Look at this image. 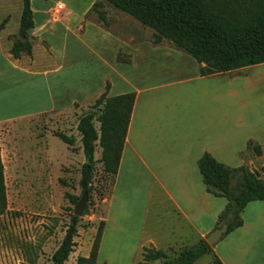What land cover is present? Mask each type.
<instances>
[{
	"label": "crops",
	"instance_id": "1",
	"mask_svg": "<svg viewBox=\"0 0 264 264\" xmlns=\"http://www.w3.org/2000/svg\"><path fill=\"white\" fill-rule=\"evenodd\" d=\"M30 1L34 20L31 35L35 38V44L31 57L23 56L14 60L9 50L11 38L18 34L22 1L0 0V10L8 3L16 6L13 18L10 14L0 17L1 21L7 18L0 30V55L11 60L12 64V71L0 67V78L13 77L8 93L0 94V110L32 105H35L36 110L28 114L0 115V127L14 123L17 118L40 117L58 112L74 101L100 96L107 83L109 97L135 93L114 182L109 195L101 202L100 214L92 216L94 223L104 222L97 264H137L144 249H183L196 245L200 240L205 241L206 236L218 225L227 201L206 191L198 160L208 153L228 167H240L242 165L236 164L238 156L242 153L251 154L246 148L249 141L260 147L262 157L264 116L252 124V129L257 132L254 134H258V137L249 134L244 136L241 133V118L230 111L225 114L224 102L222 99L219 101L223 88L213 91L216 100L210 103L204 102L200 96L194 101L185 100L183 96L173 100L170 96L174 92L170 93L169 89L192 81L231 76L237 71L201 77L200 65L173 47H154L149 42L130 46L95 21L86 19L94 3L101 0H57L52 6L48 3L50 0ZM58 4L62 5L63 10L56 14ZM92 29L104 34L103 41L109 44L108 57L104 45L100 46V41L90 36ZM69 39L79 45L76 50L82 45L89 51V56L86 55L88 58L83 55L91 63L88 80L79 79L74 95L62 102L59 99L60 90L55 96L45 95L41 89L32 91L28 80L31 81L36 75L42 74L46 88L55 85L57 89L58 75L65 69H72L71 73L78 76L81 63L73 64L77 52L74 53L76 50L73 49V52L68 53ZM55 40L62 44L61 51L55 49ZM36 48L42 50L46 62L41 66V72L34 71L35 66H38L34 57ZM118 54L129 57L130 63H118ZM261 65H257V68L264 67ZM51 75H56V81L48 79ZM250 171L260 174L259 168ZM160 205H167L170 212L161 214ZM241 219L242 226L212 248L214 255L223 264H264V202L249 203ZM95 234L96 229L93 227L86 240L74 238L73 252L76 253L73 264H76L78 257H88ZM5 236H8L7 233L0 231L1 253L7 255L9 250L4 244ZM34 241L30 232L29 243L24 246V251L14 245L16 258L13 257L12 264L31 263L26 250L32 248ZM42 242L37 245L40 258L45 249ZM7 263L11 264L5 258L0 261V264Z\"/></svg>",
	"mask_w": 264,
	"mask_h": 264
},
{
	"label": "rangeland",
	"instance_id": "2",
	"mask_svg": "<svg viewBox=\"0 0 264 264\" xmlns=\"http://www.w3.org/2000/svg\"><path fill=\"white\" fill-rule=\"evenodd\" d=\"M56 1L50 0L48 3L52 6ZM15 7L14 3L4 5V8L0 10V17L4 14H10L13 18ZM103 10L106 13L107 26L98 25L130 46L136 47L142 42H149L154 47H172L167 42L154 44L153 31L142 26L130 16L107 4H104ZM89 20L95 21L96 15L91 14ZM90 34L93 37L92 39L100 41V46L104 45V51L108 57L107 47H109V44L103 41L105 39L104 34L94 29ZM54 44L55 49L58 48L61 51L62 44L57 43L56 40ZM68 46V53H71L79 45L75 40L69 39ZM74 53H76L75 58L77 59L75 61L73 59V64L81 63L78 68L80 71L77 74L78 76H74L73 72L71 73L72 69H65L58 75L59 89H57L55 85H53V88H50V85L46 88L45 78L42 74L36 75L31 78V81L28 80V83L31 82L29 85L32 91L41 89L45 95L53 94L55 96L60 90L59 99L61 102L74 95V88L79 79L88 80L90 76L88 75L89 64H91L88 59L83 58L84 54L89 56V51L84 46L80 45V48ZM43 56L42 50L36 48L34 57L38 66H35L34 71H42L41 66L46 64ZM88 56L86 57L88 58ZM121 58L126 59L127 56L121 54ZM10 61L0 55V67L3 70L12 71ZM261 66H264V64ZM257 67L259 66L244 68L241 72L237 71L231 76H220L176 85L169 89L170 93L174 92L170 98L176 100L177 97L183 96L185 100L194 101L200 96L204 102L208 101L210 103L213 99L216 100L212 95L213 91L223 88V95L219 94V101L222 99L224 102L225 114L230 111L241 118L242 135L249 134V136L258 137V134H254L257 132L252 129V124L259 117L264 116V67ZM14 77L16 78L15 75ZM49 78L56 81V75H51ZM10 80H13L12 76L0 78V94L8 93L10 83H12ZM43 86L44 88H41ZM48 88H50V92ZM98 97L99 95L74 101L58 112L48 113L40 117L17 118L14 123H8L0 127L1 158L7 185L6 195H8V212L0 219V231L8 235L5 236L6 242L4 244H7L6 248L9 250L6 255L1 253L0 248V261L5 258L7 262L10 260L12 264L13 257L16 258L14 245L24 251V246L29 243L28 235L31 232L35 241L32 242V248L26 250L28 256H30V264H37V259L40 258V249L38 250L37 247L40 241L45 244V249L41 253L38 264H52L51 256L60 245L66 228L70 224L71 216L74 215L75 205L69 202L67 195L80 197L82 193L80 168L84 156L81 152L80 136L76 129L77 123L79 118L86 113L99 114L100 108L93 106ZM34 110H36L35 105L7 111L2 109L0 115L4 117L14 114H28ZM94 124L98 129L99 123L95 121ZM56 132L71 137L74 141L73 146L68 147L59 138L54 137ZM253 145L256 144L253 143ZM250 152L251 154L242 153L238 156L236 164L245 166L249 171L259 168L260 177L264 181V175L260 168L264 166V155L260 157L253 150H250ZM100 154L101 149L97 148L95 154L97 161L100 159ZM113 182L114 178L105 174L102 164L97 162L91 194L85 211L86 215L80 218L75 240H86L92 228L97 229L99 222L94 223L92 216L100 214L101 202L109 195ZM160 207L161 214L170 212L167 205H160ZM250 209H252V206ZM2 250H4V246ZM180 250L174 248L165 250L166 258L153 264H162L164 261L174 260ZM75 253L76 251L70 254L66 264H73ZM213 255L212 249V254L203 256L194 264H211Z\"/></svg>",
	"mask_w": 264,
	"mask_h": 264
},
{
	"label": "trees",
	"instance_id": "3",
	"mask_svg": "<svg viewBox=\"0 0 264 264\" xmlns=\"http://www.w3.org/2000/svg\"><path fill=\"white\" fill-rule=\"evenodd\" d=\"M21 1L18 34L11 38L12 46L9 50L14 60L23 56L31 57L35 44V38L31 35L34 28L31 1ZM104 4L151 29L154 44L167 42L175 50L189 55L200 65L201 77L222 75L264 64V0H101L94 3L86 19L94 13L95 22L107 26ZM6 22L7 18L0 24V30ZM116 61L130 63L129 57L122 59L121 54H118ZM108 90L107 83L104 92L94 101L93 106L100 108L99 114L82 115L76 127L84 156L80 168V185L82 191L88 193V198L97 162L102 164L105 174L114 178L117 173L135 101V93L109 97ZM95 121L99 123L98 129ZM54 137L68 147L73 146V139L63 133L56 132ZM97 148L101 149L99 161L95 159ZM247 148L261 155L260 147L253 145V142L249 141ZM197 165L206 191L227 201L219 221L231 216L228 235L242 226L241 214L249 203L264 202V181L260 179L259 172L249 171L245 166L228 167L208 153L202 155ZM261 172L264 174V167ZM67 198L75 205L79 196L67 195ZM7 212L0 147V218ZM79 222L80 218L71 216L64 237L51 256L52 264H65L68 260L75 246L74 238ZM103 228L104 222L101 221L88 257H78L76 264H97ZM209 254H212V248L200 240L194 246L181 249L174 260L162 264H194ZM165 258L166 254L162 250L144 249L142 259L137 264H153ZM211 264L223 263L213 255Z\"/></svg>",
	"mask_w": 264,
	"mask_h": 264
},
{
	"label": "water",
	"instance_id": "4",
	"mask_svg": "<svg viewBox=\"0 0 264 264\" xmlns=\"http://www.w3.org/2000/svg\"><path fill=\"white\" fill-rule=\"evenodd\" d=\"M84 187V186H83ZM88 202V193L83 190L78 201L74 207V216L81 218L83 217ZM231 221V216L228 215L222 218L218 225L206 236L205 242L213 248L217 243H219L228 232V226Z\"/></svg>",
	"mask_w": 264,
	"mask_h": 264
},
{
	"label": "built area",
	"instance_id": "5",
	"mask_svg": "<svg viewBox=\"0 0 264 264\" xmlns=\"http://www.w3.org/2000/svg\"><path fill=\"white\" fill-rule=\"evenodd\" d=\"M62 10H63L62 5H61V4H58V5L56 6V11H55V13H56V14H59L60 11H62Z\"/></svg>",
	"mask_w": 264,
	"mask_h": 264
}]
</instances>
